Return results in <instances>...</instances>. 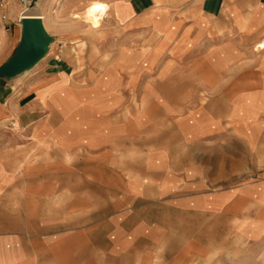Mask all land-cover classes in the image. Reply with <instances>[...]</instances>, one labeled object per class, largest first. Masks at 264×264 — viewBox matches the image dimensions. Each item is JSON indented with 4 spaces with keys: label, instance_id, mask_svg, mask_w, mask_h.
Masks as SVG:
<instances>
[{
    "label": "crops",
    "instance_id": "1",
    "mask_svg": "<svg viewBox=\"0 0 264 264\" xmlns=\"http://www.w3.org/2000/svg\"><path fill=\"white\" fill-rule=\"evenodd\" d=\"M56 1L0 0L5 61ZM93 1L83 75L46 28L0 78V264H264V0Z\"/></svg>",
    "mask_w": 264,
    "mask_h": 264
},
{
    "label": "rangeland",
    "instance_id": "2",
    "mask_svg": "<svg viewBox=\"0 0 264 264\" xmlns=\"http://www.w3.org/2000/svg\"><path fill=\"white\" fill-rule=\"evenodd\" d=\"M64 0L56 1L54 4L53 9L50 11H45L47 15L44 14L45 18L47 17V27L44 23L45 29L47 28L49 33H76L74 41L69 40H61V42L58 44V46L63 45V47L66 49V53L64 52V55L58 56L60 58L59 61H62L63 58L67 59L70 63L69 68L73 69V73L75 72L78 75H83L84 71H86V68H88L89 64L97 63V60L100 59L99 55H93L91 54V39L99 38V30L106 26L105 23L103 24V20L107 19L110 14V3L108 1H104L103 3L95 2L93 0H78L74 5L71 4L69 6V3H64ZM22 4V3H21ZM97 5L100 8V20L102 23V26L99 28H91L89 23H85L82 18V12L84 9L89 5ZM35 4L32 3V6H29L26 4V7L21 6L19 7V10L17 9V13H19L25 9L33 7ZM22 9V10H21ZM17 16V15H16ZM19 17V14H18ZM45 20V19H44ZM53 21V22H52ZM44 22V21H43ZM51 23V24H50ZM109 26V25H108ZM110 27V26H109ZM15 25L9 24L6 26V31L8 33H14ZM159 34L161 33L160 30ZM170 34H165V37L161 36L158 37L156 46L160 47L158 43H163L164 40H168L170 38ZM164 39V40H163ZM264 40V39H263ZM261 40V42L263 41ZM98 42V40H97ZM260 43V41H259ZM51 48L48 51L47 56L41 61L42 63H46L48 58L55 56V51L58 48L57 41H53L51 43ZM258 42L255 44V48L257 46ZM99 47V45L97 44ZM159 49V48H157ZM13 51V50H12ZM9 55H0V63L5 61ZM51 59V58H50ZM115 63V62H114ZM37 70V66L34 67L33 70H30L28 73L23 74L16 78V81L23 78L28 77L33 74L34 71ZM108 73L104 74V78H106V75ZM33 154V153H32Z\"/></svg>",
    "mask_w": 264,
    "mask_h": 264
},
{
    "label": "water",
    "instance_id": "3",
    "mask_svg": "<svg viewBox=\"0 0 264 264\" xmlns=\"http://www.w3.org/2000/svg\"><path fill=\"white\" fill-rule=\"evenodd\" d=\"M19 22L21 24L20 42L12 56L0 65V78L7 82L41 59L48 52L53 40V37L45 30L40 16L30 15V17L20 18ZM11 70L16 72L10 73Z\"/></svg>",
    "mask_w": 264,
    "mask_h": 264
},
{
    "label": "bare ground",
    "instance_id": "4",
    "mask_svg": "<svg viewBox=\"0 0 264 264\" xmlns=\"http://www.w3.org/2000/svg\"><path fill=\"white\" fill-rule=\"evenodd\" d=\"M99 10H100L99 6L92 4V5L87 6L84 9V11L82 12V18H83L84 22L89 23L90 27L93 29L99 28L101 26L100 11ZM30 15H38V16H40L42 21H44V19H45L44 14L37 7L31 8V9L25 8L19 13V17L21 19L26 18V17H30ZM37 18H39V17H37ZM43 24H44V22H43ZM263 48H264V41L258 43L256 46V49H263ZM27 63H29V62H27ZM14 72H16V71H13V70L10 71V73H14Z\"/></svg>",
    "mask_w": 264,
    "mask_h": 264
}]
</instances>
